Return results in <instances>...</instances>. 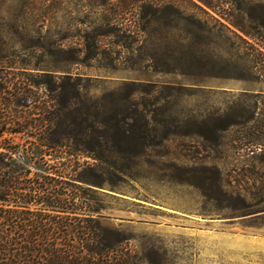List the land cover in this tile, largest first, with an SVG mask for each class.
I'll return each mask as SVG.
<instances>
[{
	"label": "rangeland",
	"instance_id": "obj_1",
	"mask_svg": "<svg viewBox=\"0 0 264 264\" xmlns=\"http://www.w3.org/2000/svg\"><path fill=\"white\" fill-rule=\"evenodd\" d=\"M21 71L45 110L81 77L28 155L85 163L108 244L264 264V0H0V76Z\"/></svg>",
	"mask_w": 264,
	"mask_h": 264
},
{
	"label": "trees",
	"instance_id": "obj_2",
	"mask_svg": "<svg viewBox=\"0 0 264 264\" xmlns=\"http://www.w3.org/2000/svg\"><path fill=\"white\" fill-rule=\"evenodd\" d=\"M51 77L49 91L56 93L45 110L41 95L30 88L45 82L31 81L26 71L0 76V264H134L129 248L104 239L95 216L100 200L79 183L101 182L86 178L85 163L28 155L56 148L43 141L45 125L50 132L60 120L64 81L75 95L82 85L81 77L67 73ZM85 140L78 154L91 151Z\"/></svg>",
	"mask_w": 264,
	"mask_h": 264
},
{
	"label": "crops",
	"instance_id": "obj_3",
	"mask_svg": "<svg viewBox=\"0 0 264 264\" xmlns=\"http://www.w3.org/2000/svg\"><path fill=\"white\" fill-rule=\"evenodd\" d=\"M122 80H123V81H127V82H140V81L137 80V79H130V78H127V77L123 78Z\"/></svg>",
	"mask_w": 264,
	"mask_h": 264
}]
</instances>
